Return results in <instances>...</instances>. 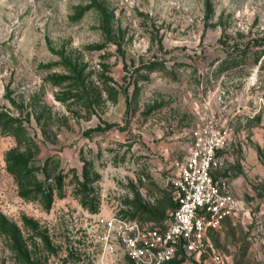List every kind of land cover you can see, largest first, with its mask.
Returning a JSON list of instances; mask_svg holds the SVG:
<instances>
[{
  "label": "rangeland",
  "instance_id": "374dc122",
  "mask_svg": "<svg viewBox=\"0 0 264 264\" xmlns=\"http://www.w3.org/2000/svg\"><path fill=\"white\" fill-rule=\"evenodd\" d=\"M210 119L239 208L165 264H264V0H0V264H135L100 219L163 226Z\"/></svg>",
  "mask_w": 264,
  "mask_h": 264
},
{
  "label": "built area",
  "instance_id": "2783aa9c",
  "mask_svg": "<svg viewBox=\"0 0 264 264\" xmlns=\"http://www.w3.org/2000/svg\"><path fill=\"white\" fill-rule=\"evenodd\" d=\"M187 154L172 162L170 177L176 205L163 226L113 214L101 218L99 239L104 248H120L135 264H163L179 247L206 252L219 261L211 234L239 208L226 178L216 174L219 152L229 142L227 126L207 120L190 130Z\"/></svg>",
  "mask_w": 264,
  "mask_h": 264
},
{
  "label": "trees",
  "instance_id": "16d2710c",
  "mask_svg": "<svg viewBox=\"0 0 264 264\" xmlns=\"http://www.w3.org/2000/svg\"><path fill=\"white\" fill-rule=\"evenodd\" d=\"M10 170H12L14 173H15V175H16V177L18 178V179H21V177H23L24 176V173H23V170H22V168H21V165L18 167V168H16L15 166H12V165H10ZM222 176V175H221ZM61 182H62V179L60 178V176H58L57 177V186L58 187H61ZM80 182H82V184H84L83 183V181H80ZM83 187H85V186H83ZM173 187V186H172ZM85 189V188H84ZM79 191V190H78ZM173 191H174V194H175V190H174V188H173ZM51 193L52 192H48V197H47V201L50 203V201H51ZM80 193H81V190H80ZM80 201H81V204L84 206V207H86L87 209H89L90 211H96V209H97V206H98V202L97 201H93V202H90V200L88 199V197L87 196H85V195H83V194H81L80 195ZM175 205H176V203H175ZM174 205V206H175ZM185 252V250L182 248V247H179L178 248V250L176 251V253H175V255H174V257L175 256H177L178 254H181V253H184ZM173 257V258H174ZM172 258V259H173ZM172 259H170V260H168V261H166L165 263H168V262H170ZM165 263H163V264H165Z\"/></svg>",
  "mask_w": 264,
  "mask_h": 264
}]
</instances>
